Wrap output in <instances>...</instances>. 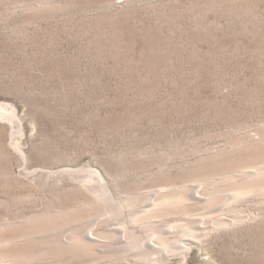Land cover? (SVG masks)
Returning <instances> with one entry per match:
<instances>
[{
    "label": "rangeland",
    "instance_id": "obj_1",
    "mask_svg": "<svg viewBox=\"0 0 264 264\" xmlns=\"http://www.w3.org/2000/svg\"><path fill=\"white\" fill-rule=\"evenodd\" d=\"M114 1L109 9L107 0H0V104L14 108L0 112L20 129L12 136L0 119V167L9 171L0 213L27 194L11 216L31 213L51 188L84 175L105 178L116 197L177 181L171 187L187 183L199 198L203 186L188 169L264 125V0ZM49 3L60 7L50 13ZM189 202L187 214L161 219L165 230L175 218L230 217ZM238 214L252 218L183 237L186 256L155 264H264V207L250 200Z\"/></svg>",
    "mask_w": 264,
    "mask_h": 264
},
{
    "label": "bare ground",
    "instance_id": "obj_2",
    "mask_svg": "<svg viewBox=\"0 0 264 264\" xmlns=\"http://www.w3.org/2000/svg\"><path fill=\"white\" fill-rule=\"evenodd\" d=\"M140 1L143 0H124V3L135 6ZM217 1L206 0L207 7ZM57 3L44 7L50 8L49 12L54 11L59 6ZM115 5L116 1L107 0L103 6L112 9ZM44 7L39 8L43 11ZM12 109V106L0 104V111ZM14 118L0 112V119L10 123L12 136L20 132ZM15 146L22 151L19 143ZM219 171L224 175L221 182L216 177ZM8 172L0 167V176ZM188 172L202 184L200 194L205 196L202 199L201 195L198 198L189 194L187 181L182 188L171 187L177 182L172 181L171 188L168 186L169 189L148 195L140 193L137 184L133 188L126 187L123 196L116 197L105 178L94 177L96 181L91 184L85 181L84 175L77 177L79 182L69 189L51 188L44 194L39 209L11 216L15 214L11 208L31 198V194L18 195L8 201L4 214L0 213V264H124L131 259L139 264H155L166 263L167 256L177 252L186 256L181 244L183 237L200 238L212 230L241 225L252 218L238 214L247 201H257L264 207V125L256 127L254 136L245 133L231 139L220 151L202 157ZM191 177L190 180L195 181ZM167 180L171 183L172 179L167 177ZM193 199L233 214L229 213L227 219L218 217L204 221L175 218L167 225L170 229L165 230L161 219L187 214L191 206L189 201ZM171 233L175 236L180 233L182 237L171 238Z\"/></svg>",
    "mask_w": 264,
    "mask_h": 264
}]
</instances>
